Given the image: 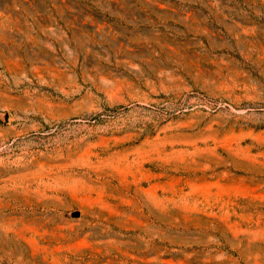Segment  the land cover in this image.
Here are the masks:
<instances>
[{
	"label": "rangeland",
	"instance_id": "374dc122",
	"mask_svg": "<svg viewBox=\"0 0 264 264\" xmlns=\"http://www.w3.org/2000/svg\"><path fill=\"white\" fill-rule=\"evenodd\" d=\"M0 264H264V0H0Z\"/></svg>",
	"mask_w": 264,
	"mask_h": 264
}]
</instances>
